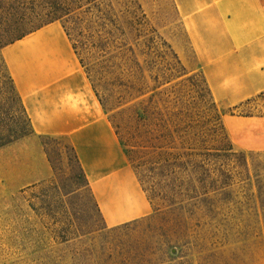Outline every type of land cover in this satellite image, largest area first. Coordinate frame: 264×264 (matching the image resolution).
Returning a JSON list of instances; mask_svg holds the SVG:
<instances>
[{"label": "rangeland", "instance_id": "obj_1", "mask_svg": "<svg viewBox=\"0 0 264 264\" xmlns=\"http://www.w3.org/2000/svg\"><path fill=\"white\" fill-rule=\"evenodd\" d=\"M137 2L145 20L131 0H0V49L61 23L154 207L108 228L67 140H28L0 58V264H264V152L229 150L174 1Z\"/></svg>", "mask_w": 264, "mask_h": 264}, {"label": "crops", "instance_id": "obj_2", "mask_svg": "<svg viewBox=\"0 0 264 264\" xmlns=\"http://www.w3.org/2000/svg\"><path fill=\"white\" fill-rule=\"evenodd\" d=\"M173 1L213 101L230 109L264 92V0ZM0 58L30 122L28 140H67L106 226L150 216L154 207L61 23L5 45ZM222 126L235 150L264 152L263 116L224 115ZM43 169L39 179L50 174Z\"/></svg>", "mask_w": 264, "mask_h": 264}, {"label": "trees", "instance_id": "obj_3", "mask_svg": "<svg viewBox=\"0 0 264 264\" xmlns=\"http://www.w3.org/2000/svg\"><path fill=\"white\" fill-rule=\"evenodd\" d=\"M131 3H132V5L134 6V8L136 9L135 12H134V15H135L136 20H138V19H140V20H145V19H146V15L144 14V11L142 10V7H141L140 4L137 2V0H131ZM56 21H57V19H53V20L49 21L48 23H46V24H44V25H42V26H40V27H37V28L34 29V30L29 31L28 33H25V34H22V35L16 37V38H15L13 41H11L10 43H13V42H15V41H17V40H20L21 38H23V37L26 36L27 34L32 33V32H34V31L40 29L41 27H43V26H45V25H47V24H50V23L56 22ZM67 35H68V34H67ZM68 37H69V36H68ZM10 43H8V44H10ZM8 44H7V45H8ZM73 47H74V46H73ZM74 50H75V48H74ZM75 51H76V50H75ZM76 53H77V52H76ZM80 62H81V60H80ZM81 64H82V66H83V63H82V62H81ZM83 67H84V66H83ZM6 71H7V69H6ZM7 74H8V77H9V79H10V82H11V84H12V86H13L14 92L16 93V95H17V97H18V99H19V101H20V98H19V96H18V94H17V92H16V89H15L14 83H13V81H12V79H11V77H10L8 71H7ZM260 103H264V92L260 93L259 95L255 96V97H253V98H250V99H248V100H246V101L240 103L239 105H236V106H234V107H231V108L228 110V112L225 113L224 115H231V116H244V117H249V116H263V117H264V113H254L253 111H251L253 108L258 107V106L260 105ZM20 104H21L22 109H23V111H24V113H25V110H24V107H23V104H22L21 101H20ZM25 114H26V113H25ZM27 119H28V118H27ZM29 123H30V122H29ZM223 129H224V128H223ZM224 132H225V130H224ZM225 134H226V132H225ZM226 137H227V139L229 140L227 134H226ZM46 138H47L49 141H51V142H61V141H62V138H54V137H46ZM229 142H230V148H229V150H231V151L235 150L230 140H229ZM44 148H45V150H46V154L49 156V154H48V152H47V144H44ZM70 148H71V150L74 152V149H73L71 146H70ZM222 150H223V149H222ZM80 169H81V168H80ZM81 171H82V169H81ZM82 173H83V172H82ZM83 175H84V174H83ZM85 180H86V178H85ZM86 182H87V180H86ZM87 185H88V183H87Z\"/></svg>", "mask_w": 264, "mask_h": 264}, {"label": "bare ground", "instance_id": "obj_4", "mask_svg": "<svg viewBox=\"0 0 264 264\" xmlns=\"http://www.w3.org/2000/svg\"><path fill=\"white\" fill-rule=\"evenodd\" d=\"M134 203H135V202H134V200H133V204H134ZM123 216H124V215H123ZM121 218H123V217H121ZM114 222H115V220H112V221H111V223H114Z\"/></svg>", "mask_w": 264, "mask_h": 264}]
</instances>
